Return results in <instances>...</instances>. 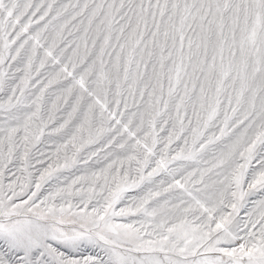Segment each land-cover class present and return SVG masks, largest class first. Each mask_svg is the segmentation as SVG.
Instances as JSON below:
<instances>
[{
    "label": "snow or ice",
    "instance_id": "obj_1",
    "mask_svg": "<svg viewBox=\"0 0 264 264\" xmlns=\"http://www.w3.org/2000/svg\"><path fill=\"white\" fill-rule=\"evenodd\" d=\"M0 264H264V0H0Z\"/></svg>",
    "mask_w": 264,
    "mask_h": 264
}]
</instances>
